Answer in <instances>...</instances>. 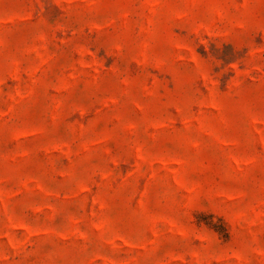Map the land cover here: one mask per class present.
<instances>
[{"label":"rangeland","instance_id":"rangeland-1","mask_svg":"<svg viewBox=\"0 0 264 264\" xmlns=\"http://www.w3.org/2000/svg\"><path fill=\"white\" fill-rule=\"evenodd\" d=\"M0 264H264V0H0Z\"/></svg>","mask_w":264,"mask_h":264}]
</instances>
